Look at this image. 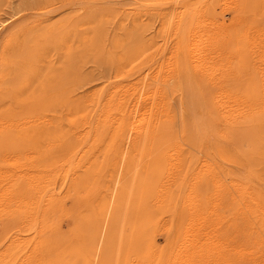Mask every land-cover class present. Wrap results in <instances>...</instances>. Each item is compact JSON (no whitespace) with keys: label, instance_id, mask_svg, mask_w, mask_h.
I'll use <instances>...</instances> for the list:
<instances>
[{"label":"bare ground","instance_id":"bare-ground-1","mask_svg":"<svg viewBox=\"0 0 264 264\" xmlns=\"http://www.w3.org/2000/svg\"><path fill=\"white\" fill-rule=\"evenodd\" d=\"M145 1L32 27L18 8L0 18V148L40 146L51 166L61 156L60 194L83 200L65 210L74 233L57 237L58 255L35 205H55L53 182L11 184L22 194L7 199L19 207L8 224L34 235L11 233L0 264H57L53 253L58 264H264V0ZM110 18L102 53L70 52ZM87 63L111 77L88 80ZM216 207L225 214L213 222Z\"/></svg>","mask_w":264,"mask_h":264},{"label":"rangeland","instance_id":"rangeland-1","mask_svg":"<svg viewBox=\"0 0 264 264\" xmlns=\"http://www.w3.org/2000/svg\"><path fill=\"white\" fill-rule=\"evenodd\" d=\"M129 1H132V0H0V18L1 17H5V16H7V14L9 13V12H11V9H13V8H18V9H20L21 11L19 12V14H18V16L20 17V21L22 22V24H23V26H25V27H28V26H30V27H32L33 25H34V23L35 22H40V25L41 24H43L46 20H54V19H56L59 15H62V13H65V12H68V11H70L71 10V12L72 13H81V15H87V16H89V17H91V18H95L96 16H98L103 10H101L102 8H104L105 6H110V5H112V4H122V5H124V4H126V3H128ZM138 1H140V2H142V3H145L146 1L145 0H138ZM73 10H75V12L73 11ZM57 12H60V14L59 15H57ZM224 18H225V20H226V22H229L230 21V13L228 12V11H226L225 12V16H224ZM112 20L113 19H109L108 20V22L107 21H103V20H100V19H97V20H94L93 21V23L91 22V25L89 24V23H87V24H89V26H88V28H86L88 31H92V34L93 35H90V38L89 39H92V43H91V45H87V48L86 49H83L82 51H76V49H74L73 48V50H71L70 52L71 53H102V51H101V48H100V46L103 44H100V41H101V37H103L104 39H107V38H109L108 36L110 35V33H112L113 31H114V29L112 28L113 27V24H112ZM86 24V25H87ZM150 24L154 27V29L156 28V26H157V21H151L150 22ZM37 26H39V25H37ZM105 31V33H102V31ZM138 30H141V27H136V29L134 30V32L135 33H137V31ZM153 30V29H152ZM95 33H94V32ZM26 33H27V30H25V31H23L22 33H20L18 36H19V38H23V39H25V42L28 40V39H26L25 38V36H26ZM144 36H145V38H147L148 36H149V32L148 31H146L145 32V34H144ZM157 40H158V44L159 45H161L162 44V42H161V35H159V34H157ZM76 42V41H75ZM77 43V42H76ZM76 51V52H75ZM51 53H56V51H51ZM213 55V54H212ZM213 57V56H212ZM210 55H209V59L210 60H213V58H212ZM98 65V64H97ZM83 68H84V66H83ZM97 68V66L95 65V64H93V63H87V65L85 66V72L87 73L86 75H87V79L88 80H91V79H95V80H97L98 82L99 81H101L102 79H108L109 77H111L110 75V70H109V65H106L105 67H103V66H98V68ZM184 91L187 93V98H192L193 97V94H191V90H189V88H184ZM29 147H27V145H26V147L25 146H19L18 147V149H19V151H18V149L16 148V150H14V151H10V149L8 148V147H6V149H4V148H0V174H2V176L4 175V179H3V177L0 175V215H2L3 217H1L0 216V240L2 239V236H4V234H3V231H4V233H5V236L3 237V239H2V242L0 243V248H2L1 246H3L4 245V243H6L7 241H8V238L10 237L9 235H11V233H18V231H19V233L22 235V233H23V235H22V237L25 235V238L26 239H28V238H30V237H32L34 234H33V228H29V227H26V228H28L29 230H25L24 231V228H22V230L24 231V232H20V230H18V229H13V228H16V227H11V225H9L8 223V221H10V220H12V218L14 219V217L15 216H17L18 214H19V211H18V208L16 209L15 207H14V203L12 204V202H11V205H10V203L9 202H7V199H8V197L10 198V197H14V200L15 199H17L18 198V194H22L21 193V188L19 187L18 189L20 190L19 192L17 191L18 189H17V187H16V189H15V187H13V186H11V184L13 185L14 183V185L15 186H17V184L19 185V186H21L20 185V183H26V182H31V183H36V184H39V185H42L43 184V182L44 183H49V182H53L52 183V185H50L49 187H51V189H52V192H54V196H56L55 197V199L57 200L56 201V203H58L59 201H61V202H59L60 204H56L55 203V205H53L52 207L50 206V205H48L47 204V206H46V203H45V201L43 202V204H45L43 207H44V210L42 211V212H40V208L42 207V205L43 204H41V207L39 208H37V205L39 204V202L37 201V203L35 202V205H36V209H37V212H39V213H43V214H45V216L43 215V214H41V219L42 220H40V226L42 225L43 227H45L46 229H49V237L50 238H52L53 240H55V242L57 243L56 245H59L58 246V249H60L61 248V250H56V248L57 247H55V249H54V252L56 253V251H57V254L58 255H60V252L61 251H63V248H62V246H61V243H62V241H65L64 239H62L65 235H68V236H71L72 237V234L74 233L73 231V228H72V230H70L69 229V227H71V225L73 224V226L72 227H74V217L72 218L70 215H68L67 216V214H72V211H73V209L75 210V208L74 207H77V205H78V207L80 208L81 206V208H83V204H81V202L83 201H81V202H79V204H77V202H76V200H75V203L76 204H71V203H73L74 202V200H72L73 198L71 197V196H65V197H62V196H64V195H62L63 193H64V188H63V183L62 182H64L65 180H66V177H61V175H62V168H61V161H58L57 159H59V158H61V156L58 158V156H57V154H55V156L53 155V157L50 155V158H51V163H53L52 165L53 166H51V164H49L50 162H48L47 164H46V162H44V161H46V160H44V159H46L47 158V156L46 157H43L44 159V161L42 160V158H37V157H40V155H41V153H42V151L40 152V146H35L34 147V145H28ZM31 147V148H30ZM36 148V150L35 149H33V148ZM9 150H8V149ZM28 148V149H27ZM44 148V149H43ZM43 148H42V150H44L45 151V148L46 147H44L43 146ZM30 149H32V150H30ZM38 149H39V151H38ZM6 151V152H5ZM35 152V153H34ZM30 154V155H28V154ZM34 153V154H33ZM37 153V154H36ZM57 153V152H56ZM27 154V156H30L29 157V159L31 160V161H29V162H31L30 164H29V162H27L28 160H25V159H27L28 157L27 156H25ZM33 154V155H32ZM32 155V156H31ZM36 155H39V156H36ZM34 156V157H33ZM21 157H23V158H21ZM25 157V158H24ZM54 157H57V159L56 158H54ZM32 158H34V159H32ZM49 158V157H48ZM53 158V159H52ZM21 159H22V161H21ZM40 161V166H39V164H38V166H37V163H36V166H35V164L33 165V163H35L36 161H38V160ZM34 160V161H33ZM50 160V159H49ZM56 160H57V163H56ZM60 160V159H59ZM38 161V162H39ZM54 161V162H53ZM97 161H99V162H101V161H103V158H102V156L101 155H99L98 156V158H97ZM218 161V160H217ZM216 160H214V163L212 164V166H213V169H214V171L217 173H220V169H218L219 167H218V164L220 165V163H218ZM21 163V164H20ZM23 163V164H22ZM24 163H26V164H24ZM57 164L56 166H54L55 164ZM32 164V165H31ZM49 164V165H48ZM59 164V165H58ZM22 165V166H21ZM26 167H25V166ZM47 165H48V167L49 168H47ZM19 166V168H17ZM21 166V167H20ZM25 168H24V167ZM44 166V167H43ZM46 166V167H45ZM42 167V168H41ZM57 167H60L59 169H60V172H59V169L57 168ZM29 168V169H28ZM36 168V169H35ZM17 169H19V170H17ZM47 169H48V173H47ZM55 169H57V170H55ZM64 169H66V166L64 167ZM21 170H22V172H23V174H21L22 172H21ZM29 172H28V171ZM55 171V172H57L58 173V175L60 176V178H59V176L57 175V173L55 174V172H52V171ZM8 171V172H7ZM37 171V172H36ZM40 171V172H39ZM43 171H45V172H43ZM10 172V173H9ZM13 172V173H12ZM21 172V173H20ZM28 172V173H27ZM51 172V173H50ZM62 172V173H61ZM4 173V174H3ZM15 173H18V175L17 174H15ZM41 173V174H40ZM44 174V176H43V174ZM61 173V174H60ZM217 173V174H218ZM28 174H31V176H33V177H31L30 175H28ZM37 174V175H36ZM40 174V175H39ZM48 174V175H47ZM50 174H51V176H50ZM9 175V176H8ZM24 175V176H23ZM29 176L28 177V179L27 178H25V176ZM35 175V176H34ZM38 175H39V177H38ZM55 175V176H54ZM6 176H8V178L6 179ZM12 176H13V178H12ZM26 176V177H27ZM47 176V179H45V177ZM54 176V177H53ZM57 176V177H56ZM220 176H221V173H220ZM2 177V178H1ZM11 177V178H10ZM15 177V178H14ZM19 177H22L23 179L25 178V179H27V181H25V179L23 180L22 178L20 179V180H22V181H20V180H18V178ZM34 177H36V179H37V181H36V179L34 178ZM16 178H17V180H16ZM31 178H32V180H31ZM39 178V179H38ZM42 178H44V179H42ZM64 178V179H63ZM44 180V181H42V180ZM52 179H54V180H56V181H53ZM58 179H61L59 182L57 181ZM62 179L64 180V181H62ZM9 180H11L10 182H9ZM29 180V181H28ZM47 180V181H46ZM3 181H5V182H3ZM13 181V182H12ZM19 181V182H18ZM32 181H34V182H32ZM40 181V182H39ZM42 182V183H41ZM7 183H10V184H7ZM41 183V184H40ZM57 183V184H56ZM60 183H62V185L60 184ZM5 186H4V185ZM45 184V185H46ZM59 184L61 185V186H59ZM2 185H3V187H2ZM8 185V186H7ZM10 185V186H9ZM44 185V186H45ZM60 187V189H59V187ZM5 187H7L6 189H5ZM14 188V189H13ZM57 188V190H55V189ZM91 188V187H90ZM17 191L18 192V194H15V192ZM58 191V192H57ZM60 192H62V194H60ZM6 193V194H5ZM4 195H6V196H4ZM17 195V196H16ZM62 197V199H60ZM72 198V199H71ZM69 199V200H68ZM4 204V205H3ZM2 205V206H1ZM59 205H61V206H59ZM73 205V206H72ZM79 205H81V206H79ZM12 206V207H11ZM15 206H17V205H15ZM23 206V205H22ZM21 206V207H22ZM1 207H2V209H1ZM4 207H5V209H7V210H5L4 209ZM24 207V206H23ZM43 207H42V209H43ZM32 208V207H31ZM67 208V209H66ZM79 208H76V210H77V213H78V211L80 210ZM36 209L35 208H32V210H33V212L34 211H36ZM68 209L71 211H69V213H67L65 210H67L68 211ZM39 210V211H38ZM76 210H75V212H76ZM220 210H221V208L220 207H216L215 209H214V214H212V215H215L214 217L212 216V220H214L213 222H217V221H219L222 217H223V215L225 214L224 212H222V210H221V212H220ZM7 211V212H6ZM18 211V212H17ZM216 211V212H215ZM8 212H11V214L12 213H14V214H9ZM74 211H73V214H72V216L74 215V213H75ZM6 213L8 214V215H6ZM67 213V214H66ZM217 214V215H216ZM222 214V215H221ZM8 216H10V218L8 217ZM66 217V218H65ZM220 217V218H219ZM7 218V219H6ZM16 218V217H15ZM69 218V219H68ZM72 218V219H71ZM219 219V220H218ZM69 222V225H68V222ZM73 221V222H72ZM3 222V223H2ZM10 222H12V223H14L13 221H10ZM72 223V224H71ZM50 225H53V226H55V229H54V227L52 228V226H50ZM56 225H57V227H56ZM66 225H68V226H66ZM4 227V228H3ZM11 228L13 229V231L11 230ZM50 229H52L51 231H50ZM5 230H6V232H5ZM21 230V231H22ZM31 230V231H30ZM57 231H58V233H57ZM62 231V232H61ZM51 232V233H50ZM53 232V233H52ZM55 232V233H54ZM67 232V233H66ZM32 233V234H31ZM66 233V234H65ZM68 233H70V234H68ZM3 234V235H2ZM29 234H31V235H29ZM53 234V235H52ZM63 234H64V236H63ZM51 235V236H50ZM58 235V236H57ZM158 235H159V237H158ZM53 236V237H52ZM54 237H56L55 239H54ZM57 237H58V239H57ZM62 237V238H61ZM65 238L66 239H68V238H70V237H66L65 236ZM59 241V242H61L60 244H58L59 242L57 241V240ZM60 239V240H59ZM156 240H157V244L158 245H160V246H162L163 245V235L162 234H160V233H157L156 234ZM29 241V240H28ZM159 242V243H158ZM161 242V243H160ZM61 246V247H60ZM60 247V248H59ZM60 251V252H59ZM59 252V253H58ZM57 254H55V255H57ZM54 255V253L51 255V256H48V257H45L46 258V260H49L50 258L53 260V259H55V260H57V264L59 263L58 261L60 260V258H58V255L57 256H55ZM57 257V258H56ZM60 257V256H59ZM42 259V258H41ZM55 260L53 261L54 263H56L55 262ZM40 264H43V263H40Z\"/></svg>","mask_w":264,"mask_h":264}]
</instances>
